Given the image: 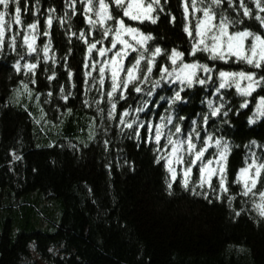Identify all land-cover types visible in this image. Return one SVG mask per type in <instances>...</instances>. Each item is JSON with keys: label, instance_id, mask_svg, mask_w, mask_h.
Masks as SVG:
<instances>
[{"label": "trees", "instance_id": "16d2710c", "mask_svg": "<svg viewBox=\"0 0 264 264\" xmlns=\"http://www.w3.org/2000/svg\"><path fill=\"white\" fill-rule=\"evenodd\" d=\"M23 1L19 0L20 6ZM28 2L43 14H50L49 9H54L56 18L50 25L45 20L37 25L41 33L35 53L38 63L33 54L28 55L21 49L18 41L23 39L21 32L17 34L14 51L8 46L7 38L5 46L0 47V264H264V218L252 205L243 202L238 195L240 188L234 183L237 170L245 163L248 146L264 147V117L249 124L256 99L264 96V85L254 91L250 106L245 109L240 107L244 101L234 89L219 92L217 88L212 89L218 83L216 80L206 85L197 83L181 93L182 100L173 113L174 124L179 121L182 128V138L191 132L186 123L196 120L198 115L196 125L201 127V140L212 135L230 147L226 170L229 191L221 193L215 184V191L197 185L196 192H206L205 198L203 194H194L191 187L183 188L179 173L169 190L166 180L171 176L162 162H156L159 151L153 149H158L157 146L146 141L148 136L143 129L137 139L133 129L121 131L114 124V115L108 119V99L100 101L103 111L98 113L93 107L84 108L76 97H68L64 102L61 97L59 102L53 99L55 96L52 98L57 85L61 88L60 79L66 78L71 86H87L84 68L88 51L87 44L80 39L81 31L86 33L88 42L96 41L95 35L89 34L93 27L85 19L83 5L87 0ZM94 3L98 7V0ZM159 3L165 16L158 21L154 8L150 16L156 23L151 19L143 23L127 20L122 9L115 5L113 15L145 35L150 34L153 48L160 47L163 56L175 48L184 52L188 61L189 40L179 10L183 0H160ZM245 4L253 11L251 17H243L239 5L229 9L225 3L222 8L229 10L226 13L232 18L243 19V29L264 34L255 19L251 1L245 0ZM16 6L14 3L10 12ZM0 10H3L1 6ZM9 18L6 16L5 20ZM29 23L22 25L26 27ZM45 31L48 36L43 35ZM104 43L109 44L110 38ZM46 44L48 60L41 57ZM129 55L126 65L134 62L137 53ZM27 58L37 64L34 72L24 74L22 69L17 72L13 67L15 62L28 63ZM196 60L213 65L202 54H197ZM162 65L164 62L155 61L144 90L152 88L151 82L160 79L158 67ZM146 67V60L142 61V69L146 71ZM226 67L229 66L215 63L211 68L217 72H255L257 79L264 76V68L238 66L229 70ZM49 76L53 79L49 80ZM32 79L37 82L31 83ZM21 81L32 90L26 102L20 96L16 102L13 91L20 88V93L28 96L20 86ZM105 81L111 82L106 76ZM159 86L158 97L155 89L150 100L160 102V94L165 98L171 93L162 84ZM97 91L98 94L91 92L90 102L101 99L102 91ZM209 99L219 105L223 103L225 108L218 116H209L205 123V102ZM165 102L161 103L162 109ZM225 110L229 113L227 117L223 116ZM56 112L62 116L57 117ZM42 119L50 123L46 125ZM174 124L168 127L173 132ZM90 132L96 140H88ZM195 169L191 185L197 182ZM227 195L235 196L231 207ZM236 212L241 214L236 216Z\"/></svg>", "mask_w": 264, "mask_h": 264}, {"label": "snow or ice", "instance_id": "6c2138e0", "mask_svg": "<svg viewBox=\"0 0 264 264\" xmlns=\"http://www.w3.org/2000/svg\"><path fill=\"white\" fill-rule=\"evenodd\" d=\"M111 4H114L116 8L122 9L123 16L128 17L133 21H144L151 19L152 23H156V20L153 19L149 14L152 13L154 5H158L160 0H152V3L147 4L145 7L142 0H110ZM16 3L14 22L15 24H21V9L19 7V0H0V6L3 10H0V47H3L5 42V31L6 28H10L11 24H6V16L8 15V9L10 4ZM125 3L127 6H125ZM198 0H192V10L194 12H202V18L197 17L194 25V34L196 39L191 47V51L188 53L193 58L199 52L208 53V59L210 60H220L227 62L230 56H235L238 60H243L247 64L252 65L255 68H264V34L252 31L250 28H244L243 30L231 29L235 28L239 24H243V19H233L226 14V10L222 8L223 4H227L228 8L231 9L234 4V0H199L201 7H197ZM256 9L260 13H264V6L261 4V0H253ZM84 14L86 23H88L93 28L101 29V39L94 42H88L86 39V33L82 30L80 39L87 44V51L89 54L95 49L100 57H105L101 61H93L91 67L96 68L99 65V84L104 85L106 70L110 71L111 76V88L107 90L106 94L108 99V104L110 105L107 113L108 119H112L114 113L118 115L121 131L123 128L133 129L136 134L137 139L140 138L141 132L138 128L134 129L133 125L137 122L138 117H130L129 108H125L123 111H117V104L114 100V97L118 94L120 100H125L127 92L130 85L134 88L136 93H141L145 91L141 84L148 83L150 75L153 71L155 64V58L162 53L160 47H156L151 51L150 55L145 57V53L149 51L147 47V42L151 41L153 37L148 34L145 35L138 28L131 27L125 24L123 18H117L112 14L110 9V3L106 0H98V7L94 3V0H87L83 5ZM239 8L242 9L243 17H251L253 15L251 9L246 6L245 0H239ZM217 9H220L217 12ZM49 11H54V9H49ZM95 19H93L89 13H93ZM184 16L185 20H189V8L187 3L184 4ZM255 19L259 22L260 26L264 28V15L257 14ZM175 17H173V21ZM112 21V26H108L106 22ZM47 24H51V17L46 21ZM37 28L36 23H29L27 29L33 30L30 34L25 32L23 35V43L27 46L29 54L36 51L35 40V29ZM184 31L190 36L193 34V29H190L189 25L186 23L184 26ZM90 34V33H89ZM44 36H48L49 33L45 31ZM131 37L130 42L125 37ZM103 37H109L111 47H99L97 45H103ZM250 38V45L246 44V41ZM117 45L121 47L119 50L114 51L117 48ZM8 46L14 51L16 46V35H13L9 42ZM44 60L49 59V47L46 44L43 48ZM112 52L113 54L107 57V54ZM130 52H136L137 56L134 62L130 66L125 64V58L129 56ZM250 53V54H246ZM185 53L178 51L177 49H172L171 53L168 54V61H170L171 68L168 65L160 66V79L152 81V88L147 90V96H152L153 91L161 84L162 80H168L171 77V80H168L169 83L174 81H179L181 87L179 90H175L172 96L168 99V104L174 105L176 102L182 100L181 93L184 91V87L191 88L194 84L198 83L200 85H206L209 81L213 79L211 73L213 69L206 63H201L195 59L193 62L184 61ZM146 60V71L142 69V61ZM179 61V63H178ZM15 70L19 72L21 70L20 61H16L13 65ZM23 70L25 73L34 72L37 67L35 63H24ZM198 71H202L208 75L204 78L198 76ZM86 76L91 75V73H86ZM72 76V73L69 72V77ZM219 76V86L216 89L219 92L221 89L235 86L237 93L244 97H251L253 92L257 87L264 85V76H260L259 79L256 78L255 72H245V71H225L220 70L218 72ZM49 80H52L53 77L49 76ZM242 81H247L246 86H242ZM37 81L32 79L31 83L35 84ZM93 82H95V77H93ZM24 91L27 93L29 98L32 96V90L29 89L28 84L21 81L20 85ZM118 89L120 90L118 92ZM16 93L17 101L20 96V88L13 90ZM63 92V88H62ZM52 95V93H48ZM72 93L69 92L66 95H61V99L67 100ZM37 99H40L39 94H37ZM163 99V97H161ZM47 103V101H44ZM86 105L88 101H84ZM97 103V112L100 113L103 110L99 107V101ZM148 106V101L143 100L142 106L136 107L134 111L136 113L143 112L144 109ZM207 106L210 109V116L216 117L221 114L222 110L225 108V105L221 103L219 107L215 106L212 100L207 101ZM241 108H247L248 102L245 101L240 105ZM71 109H67L68 113H71ZM256 114L258 116L264 117V96H260L256 105ZM229 115L228 111H223V116L227 117ZM183 119V117H180ZM203 120L205 123L209 120V115H204ZM197 121L193 120V128L188 134L186 139H181L179 134L182 131V128L179 124H174L173 118L171 115L166 117H161V123L153 124L151 121L141 122L142 127H146L149 132L154 131V140L157 145L161 144V137L164 135L163 129L169 124H174V132L169 130L167 133L166 142L163 144L164 148L170 147V152L166 153L164 156H157L156 162L164 161V167L167 172L170 174L171 179L166 180V185L169 190L173 187V182L177 179L178 173L181 176L180 183L183 188L186 190L191 187V190L194 194H203L207 198V193H197L196 186L204 188L205 185L209 189L213 188V177H219V191L222 193H227L229 187L226 181V170H227V156L230 151L228 144L225 142L222 145L221 139H215L212 135H208L203 140V146L198 147L193 140V133L195 134L196 139H200V133L196 129ZM249 123H255L254 119H249ZM94 133L90 132L89 138L91 139ZM214 140L216 149L219 153L218 156L213 155L212 159L206 157V152L212 145ZM108 141H105L107 145ZM255 144V141H252ZM186 146V147H185ZM157 149H153L156 151ZM19 159V157H15ZM205 160L207 161L205 163ZM215 161V167H212ZM176 165H181L182 167L178 170ZM196 166L199 168V180L196 182V185H191L190 181L192 179L193 167ZM237 184H242V191L238 195L249 196L250 194L255 196L258 192L259 202L253 201V208L257 211L258 215L264 218V191H260L257 188L258 184H264V163H257L255 159L247 167L241 168L237 174L236 179ZM220 198L219 196L217 197ZM235 199V196L229 195V206L231 207L232 200ZM241 213L236 212L235 215L239 216Z\"/></svg>", "mask_w": 264, "mask_h": 264}, {"label": "rangeland", "instance_id": "374dc122", "mask_svg": "<svg viewBox=\"0 0 264 264\" xmlns=\"http://www.w3.org/2000/svg\"><path fill=\"white\" fill-rule=\"evenodd\" d=\"M29 0H24L23 1V5L22 6H20L19 5V7H20V9H21V24H15V22H14V16H15V9H12V12H10L11 10H10V8L14 5V3H13V5L12 6H9V9H8V12H10V14L9 15H7L8 17H10L8 20H6L8 23H10L11 24V27L10 28H6V31H5V38H7L8 40H10V38L13 36V35H16V38L17 37H19L18 35H19V33L23 36L24 35V33L25 32H28L29 34H30V39H31V33H32V31L33 30H29V29H27V26L26 27H24L23 25H22V23L23 24H27V23H29V22H31L32 21V23H36L37 25H38V23L40 22V20H45V21H47L48 20V18L49 17H51V20L53 21V18L55 19L56 17L55 16H53V11H51V13L49 14V13H47V12H45V14H43V12L41 11V10H36L35 11V9H33L35 6H34V4H32V3H30V2H28ZM108 1H110V0H106V2H108ZM251 1V4L253 5V7H254V10H255V15H257V14H260V15H264V14H262V13H260L259 12V10L258 9H256V7H255V4L253 3V0H250ZM142 2L144 3V5H145V7L147 6V4H149V3H152V0H142ZM168 1H166V3H167ZM205 2H207V0H205ZM186 3H187V5H188V8H189V16H190V19L189 20H185V16H184V4H185V0H183V4H182V7H180L179 8V10H180V13L181 14H183V17H182V22H185V24L187 23L188 25H189V27H190V29H193V34L190 36L188 33H187V36H188V40H189V46H190V48H188L189 49V51L188 52H190L191 51V47H192V44H193V42L196 40V39H198L197 37H195V34H194V25H195V22H196V19H197V17H200V18H202V16H203V13L202 12H194L193 10H192V0H186ZM179 4H180V2H179ZM261 4L262 5H264V0H261ZM114 5V4H113ZM239 5V0H234V4H233V7L232 8H234V9H236V7ZM125 6H127L126 5V3H125ZM202 5H200L199 4V0H198V3H197V7H201ZM1 8H2V6H1ZM154 8L157 10V12H158V21H159V19L161 18V16L164 18V16H165V12H164V9H163V5H161L160 3L158 4V5H154ZM242 10V9H241ZM155 11V10H154ZM227 11V13H229V10H226ZM253 12V11H252ZM153 13V12H152ZM226 13V14H227ZM161 14V15H160ZM93 19H95V15H92V13H90L89 14ZM149 15H151V13L149 14ZM160 15V16H159ZM227 15H229V14H227ZM167 16V15H166ZM157 17V16H156ZM231 17V16H230ZM127 18V20H130V21H133V20H131L130 18H128V17H126ZM232 18V17H231ZM170 19H171V15H170ZM233 19H236V18H233ZM148 20V19H147ZM147 20H144V21H147ZM144 21H134V22H136V23H143ZM107 24H108V26L110 25V24H112L110 21H108V22H106ZM7 24V23H6ZM261 28V30H262V32H264V28H262V27H260ZM232 31H235V30H243V28H242V26H241V24H239V25H237L235 28H233V29H231ZM89 33H90V35H92V34H94L95 35V39L96 40H99V39H101V37L100 38H98L97 36L98 35H101V29L100 28H93L92 30H90L89 31ZM18 34V35H17ZM263 34V33H262ZM35 35H36V40H35V45H34V47L36 48V47H38V45H37V38L38 37H40V35H41V33H40V31L36 28L35 29ZM8 36H10V37H8ZM107 38H109V37H103V39L105 40V39H107ZM126 39H128L130 42H133V41H131V37H128V36H126L125 37ZM39 40H41V38L39 39ZM19 41V43H20V45L22 46L21 47V49L25 52V53H27L28 55H34V57H35V60H36V62L38 63V57H36V55H35V53H36V51L35 52H33V53H31V54H29V52H28V50H27V46L26 45H24V43H23V39L20 41V40H18ZM134 43V42H133ZM110 44L111 43H109V44H103V45H97V48H99V47H101V46H103V47H107V48H110ZM246 44H249L250 45V38H249V40H247L246 41ZM4 46H5V42H4ZM121 46L120 45H117V48L114 50V51H117V50H119V48H120ZM147 47H148V49H149V51L148 52H146V54L147 55H150V53H151V51H153L154 50V48H153V45L151 44V42L150 41H148V43H147ZM110 53L111 52H109L107 55H110ZM197 54H202L203 56H205V58H208V53H204V52H199V53H197ZM246 54H250V53H246ZM44 56V52L42 51V54H41V57H43ZM86 58H88L87 59V61H86V67L84 68V74H86V73H91V75H89V76H86L85 75V79H86V82H87V86L86 87H83V88H81V87H79V86H71L70 85V83L67 81V79L66 78H64V79H60L59 81H58V84L61 86V88L57 85V87H56V89H54V91L56 92L55 94H53L52 95V98L55 96V98H53L55 101H60L59 99H60V97H61V95L63 94V95H66L67 93H69V92H71L72 93V95L71 96H69L71 99H75L74 97H76V98H78V101L84 106V108H89V106L88 105H86L85 103H84V101H88V104H90L91 106L90 107H93V108H95V109H97V103H96V101H99V104H100V101L101 100H103V98H106V101H107V96H106V94H101V99H99V100H94V101H92V102H90V99L92 98V95H91V92L93 91V92H97V94H98V91H97V89L98 90H101L102 91V93H106V91H105V89L107 88V87H110L111 88V86H110V81H105L104 82V85L103 86H101L100 84H99V65H97V67L96 68H93V67H91V64H92V62L93 61H101V60H103L105 57H100L99 55H98V53H97V51L94 49L93 50V52L91 53V54H87V57ZM187 58V57H186ZM196 58H197V55L195 56V58H193L191 55H189L188 54V61H186L187 59H185V58H183L184 59V61L185 62H193V59H195L196 60ZM146 59H147V57H146ZM26 60V62H29V59L27 58V59H25ZM159 61L160 63H163L164 62V65H167V64H169V68H171V64H170V61H168V54L167 55H165V56H163L162 54H160L159 56H157L156 58H155V61ZM210 60V59H209ZM212 63H213V65L215 64V63H219V64H223V65H228L229 67H226L227 69H232V68H235V67H238V66H242V67H250V68H255V67H253L252 65H249V64H247L245 61H243V60H238L235 56H230L229 58H228V61L227 62H224V61H220V60H210ZM178 63H179V61H178ZM157 64V63H156ZM128 66H130L131 65V62L129 61L128 62V64H127ZM213 65H211V67L213 66ZM23 64H21V69H22V71H23V73L25 74V71L23 70ZM53 69H54V67H55V63L53 62ZM163 66V65H162ZM60 67H61V69H63L62 68V66H61V64H60ZM158 70H159V72H160V66L158 67ZM227 71V70H226ZM198 76L200 77V78H204L206 75H208V74H206V73H204V72H202V71H198ZM96 75H97V80L95 81V82H93V77H96ZM211 75H212V77H213V79H212V81L213 82H215V80L218 82V83H216V85H214V86H212V89H214V88H218L217 87V84L219 85V76H218V72L217 71H213L212 73H211ZM105 76L109 79V80H111V76H110V71H108V70H106V74H105ZM22 77L23 78H26V75H22ZM89 77H90V79H89ZM62 78V77H61ZM172 78L171 77H169L168 78V80H171ZM168 80H162L161 82V84H162V88H168L169 89V91H171V93L168 95V96H166L165 98H164V94H160V96L162 97L163 96V98L164 99H161V101L160 102H158L159 100L157 99V100H150L149 99V97H151V96H147V90L148 89H145V91H143V92H141V93H136L135 91H134V88H132V86L130 85V87L129 88H131L130 90H129V93H128V95H126V98H125V100H120L119 99V96H118V94L114 97V100H115V102H116V104H117V111H123V108L125 109V108H129L130 109V112H129V115H130V117H138V120H137V122L133 125V128L134 129H136V128H138L139 130H140V132H141V129H143V131H144V133H145V135L146 136H148L147 138H146V141H148V142H150V143H152V144H154L155 146H157V150L159 151V153H158V156H164L166 153H168V152H170V147L169 148H164L163 147V144L166 142V138H167V129H168V127L171 125V124H169V125H167V127H165L163 130L165 131V133H164V135L161 137V144L160 145H157L156 144V142H155V140H154V131H152L151 132V134H150V132L148 131V129L146 128V127H142L141 126V122H147V121H151L153 124H155V123H161V117H166L167 115H171L172 116V118H173V122L175 123V118H176V115L173 113L174 111H177V109H176V104L178 103V102H180V101H178V102H176L174 105H169L168 104V99L172 96V94H173V92L175 91V90H179L180 89V87H181V85H180V83H179V81H174V82H172V83H169L168 82ZM242 83V86H246V84H247V81H242L241 82ZM147 83H144V84H141L140 85V87H144L145 85H146ZM197 85V83L196 84H194L193 85V87H195ZM91 86H93V87H91ZM158 87H160V86H158ZM158 87L156 88V90H155V96L156 97H158V94H157V90H158ZM62 88H63V92H62ZM192 88V87H191ZM228 88H232V89H234L235 90V93H236V95L237 96H239V97H241L242 99H243V101L245 102V101H247L248 102V104H249V101H250V97H244V96H241L239 93H237V91H236V89H235V86L233 85L232 87H228ZM228 88H225V89H228ZM86 89H89V90H92L91 92H88V91H86ZM186 89H189V88H187V87H184V90H186ZM258 89V87L256 88V90ZM66 90H68V92L66 93ZM222 90H224V89H222ZM128 90H126V92H127ZM118 92H119V89H118ZM15 93V92H14ZM66 93V94H65ZM254 93V92H253ZM16 94V93H15ZM20 97L21 98H23L24 99V101L26 102L28 99H29V97L28 96H24V95H22V94H20ZM95 98H99V97H97V95H96V97ZM36 100H38L37 98H35ZM47 100L49 99V97H47L46 98ZM153 99V98H152ZM68 100V99H67ZM67 100H63L62 99V101L64 102V101H67ZM143 100H147L148 101V106L144 109V111L143 112H140V113H136L135 111H134V109L136 108V107H139V106H142V101ZM74 101V100H73ZM76 101V100H75ZM164 101H166L164 104H165V108H163L162 109V104H163V102ZM257 102H258V99H256V104L255 105H257ZM162 103V104H161ZM214 105L215 106H217V107H219V104H216V103H214ZM169 106V107H168ZM197 106H199V107H202L201 105H197ZM250 106V104L248 105V107ZM205 109H206V113H207V115H209L210 116V109L208 108V106H207V101L205 102ZM243 109H245V108H243ZM56 115H57V117L59 116V117H61L62 116V114L60 113V112H56ZM118 117V115H116L115 113H114V124H116L117 125V127L119 128V129H121V127H122V125H120V122H119V119H115V118H117ZM261 116H258L257 114H256V106L254 107V109H253V112L251 113V116H250V118L251 119H254L255 120V123H257L258 122V119L260 118ZM249 118V119H250ZM197 119H198V115H197ZM197 119L195 120V121H197ZM50 120V119H49ZM41 122H43V123H45L46 125L47 124H49L50 122L49 121H47V120H45V119H42V120H40ZM106 121H108V120H106V119H103V122H106ZM177 124H179V121H178V123ZM250 124V123H249ZM252 124H254V123H252ZM173 125V124H172ZM251 125V124H250ZM185 126H189L190 127V129L192 130V128H193V124H192V122L191 123H186V125ZM195 127H196V129L198 130V131H200V129H201V127L199 126V125H195ZM123 129H128V128H123ZM169 130V129H168ZM142 133V132H141ZM201 133H203V131H201ZM150 134V135H149ZM179 137L181 138V139H183L182 138V136L179 134ZM193 137H194V143H196L197 145H198V147H201V146H203V140H204V138H206L207 136H204V137H202V140H201V135H200V139L196 142L195 140H196V138H195V134L193 133ZM92 138H93V136H92ZM90 139L89 138V136H88V140H90V141H92V140H96V139ZM187 137H185V139H186ZM215 140V139H214ZM214 140H213V142H212V145H211V147L209 148V150H208V154H206V157L208 158V159H212L213 158V155L212 156H210V152H211V150H213V153H214V155L215 156H218L219 155V153H218V151H217V149H216V146H215V143H214ZM202 141V142H201ZM200 142V143H199ZM224 144V141L222 142V145ZM186 147V146H185ZM244 147V146H243ZM243 147H240V148H243ZM230 148V147H229ZM155 149H156V147H155ZM253 159H255L256 160V162L257 163H264V147H256V148H253V147H249L248 146V148H247V153H246V160H245V163L237 170V172H236V179H237V174L239 173V170L241 169V168H244V167H247L249 164H251L252 162H253ZM160 162H162L163 164H164V161L162 160V161H160ZM207 161L205 160V163H206ZM180 165H176V167H179ZM216 165H215V161H214V163H213V165H212V167H215ZM194 169H195V171H196V175H197V179H196V181H198L199 180V168L198 167H196V166H194L193 167ZM195 176H192V179H191V181L193 182L194 180H193V178H194ZM226 181H227V178H226ZM234 183L236 184V185H238L239 186V188H240V192L242 191V184H237L236 183V181H234ZM213 184H215V185H217L218 186V189H219V177H218V175L217 176H214L213 177ZM199 187V186H198ZM205 188H208L207 187V185H205ZM257 188H258V190H260V191H264V184H258L257 185ZM209 189V188H208ZM222 193V192H221ZM241 197H242V199H243V202L244 203H246V204H248V205H252V207H253V201L255 200L256 202H259V194H258V192H257V194L255 195V196H253V195H249V196H242V195H240ZM227 200H228V195H227Z\"/></svg>", "mask_w": 264, "mask_h": 264}]
</instances>
